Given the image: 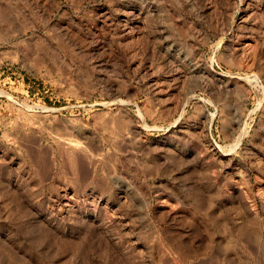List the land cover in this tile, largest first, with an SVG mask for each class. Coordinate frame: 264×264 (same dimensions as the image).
<instances>
[{"label": "rangeland", "instance_id": "obj_1", "mask_svg": "<svg viewBox=\"0 0 264 264\" xmlns=\"http://www.w3.org/2000/svg\"><path fill=\"white\" fill-rule=\"evenodd\" d=\"M0 264H264V0H0Z\"/></svg>", "mask_w": 264, "mask_h": 264}]
</instances>
